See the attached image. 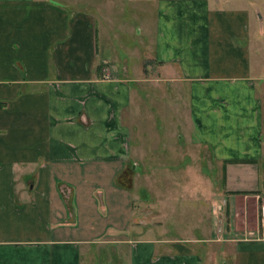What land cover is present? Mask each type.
Masks as SVG:
<instances>
[{"label":"crops","instance_id":"1","mask_svg":"<svg viewBox=\"0 0 264 264\" xmlns=\"http://www.w3.org/2000/svg\"><path fill=\"white\" fill-rule=\"evenodd\" d=\"M72 1L0 0V264H204L205 242L264 264V0H131V42L116 3ZM181 101L175 136L141 118ZM198 168L209 238L152 235L168 195L135 181L182 176L191 195Z\"/></svg>","mask_w":264,"mask_h":264},{"label":"rangeland","instance_id":"2","mask_svg":"<svg viewBox=\"0 0 264 264\" xmlns=\"http://www.w3.org/2000/svg\"><path fill=\"white\" fill-rule=\"evenodd\" d=\"M52 1L59 2L61 4L65 2V0H52ZM72 2L74 3L73 5L78 6L80 9H84L90 12L97 11V9L94 8L93 4L100 5L102 9L101 11H106L110 6V2L116 3V5L119 8H122L123 15L113 17V19H117L118 23L120 22V24H127L132 27V31L131 33H129V35L126 36V39L131 42V40H136L139 38L138 37V35L140 34L139 27L143 28V26L139 18L134 14L132 8L135 9L137 6H139L140 3H133L131 2V0H73ZM95 17L97 19V25L99 26V28L105 26L107 23L106 21L109 18L108 16H103V15L101 16L97 15ZM124 21L126 22L124 23ZM162 85L165 88H167L165 83H162ZM178 108L179 110H181V116L178 113L169 110L164 118L157 111L143 113L141 115V118L143 120L159 121L163 123L166 127L165 128L166 132L173 134L175 136L176 127L180 125L179 118L182 119V116H184L183 115L184 103L182 101ZM185 120L186 118L181 120V125H183ZM178 131L180 133H183V130H178ZM173 158L174 157L170 158L171 160L169 161V163L177 166L182 165L186 162L185 159H173ZM140 171L138 173H140ZM197 175H198L197 178L198 187H196V192L191 195H188L187 187L183 188V186L180 184V180H183L184 178L182 176L167 175V176H159L157 178L154 175L153 177L154 179L152 178L149 179L147 183H146V179L143 176L138 177L137 181H135V185H137L138 187L139 193L137 194L139 198L145 197V198H149L150 200H154L156 199V196H158L155 190L149 191L148 194L147 192L144 193L141 192L143 190L141 188H144L145 184H147L149 186H152L153 188H155V186H159V192L163 194V199L165 195H168L166 199H168L170 202L169 205L165 207L166 209H162V212L166 216V218L162 219V223L160 224L161 227L158 228L159 232L155 230L153 234L151 233L152 235L158 236L160 234H163V236H165L166 238L176 239V240H187V239L195 240L196 238L197 239L209 238V236L206 237V232L204 229H202V227H204L203 223L206 221L205 219H207L208 217V213H207L208 202L202 200L206 199V195H207L206 193H209V190L214 191L215 186L211 182L212 178L210 174L205 175L204 173H202L201 169L198 168ZM129 179L130 177H128L127 174V177H125V179L120 180L119 183H122V185L125 184L129 186V182H130ZM205 183H209L208 189L205 188ZM116 185L121 190L120 185L117 183ZM144 205L145 204L141 202H136L135 208L139 212L140 207L143 208ZM252 218H253V214H252V210H250V213H248L247 220L249 222H252ZM260 222L261 221H259L258 225L261 224ZM133 224L138 225V222L134 220ZM194 243L180 242L179 245L181 247H189ZM203 245H206V247H212V251H213L212 261L208 260V253L206 254V252L202 251L204 255L203 256L204 264H210V263L226 264L227 262H229L230 257L229 255L226 256L225 254V249H226L225 244L215 243V242H205V244Z\"/></svg>","mask_w":264,"mask_h":264},{"label":"built area","instance_id":"3","mask_svg":"<svg viewBox=\"0 0 264 264\" xmlns=\"http://www.w3.org/2000/svg\"><path fill=\"white\" fill-rule=\"evenodd\" d=\"M260 212H261L262 218L264 219V203L261 205Z\"/></svg>","mask_w":264,"mask_h":264}]
</instances>
